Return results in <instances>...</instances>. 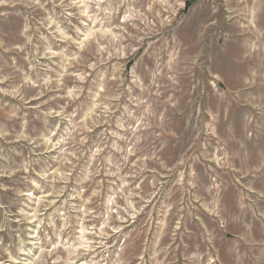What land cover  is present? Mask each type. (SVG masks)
Wrapping results in <instances>:
<instances>
[{"label": "rangeland", "instance_id": "374dc122", "mask_svg": "<svg viewBox=\"0 0 264 264\" xmlns=\"http://www.w3.org/2000/svg\"><path fill=\"white\" fill-rule=\"evenodd\" d=\"M0 264H264V0H0Z\"/></svg>", "mask_w": 264, "mask_h": 264}]
</instances>
